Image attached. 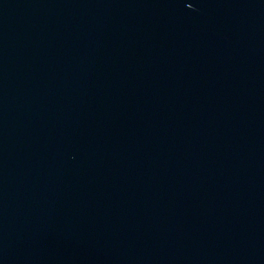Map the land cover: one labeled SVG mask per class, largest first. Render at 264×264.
<instances>
[{"label":"water","instance_id":"95a60500","mask_svg":"<svg viewBox=\"0 0 264 264\" xmlns=\"http://www.w3.org/2000/svg\"><path fill=\"white\" fill-rule=\"evenodd\" d=\"M0 264H264V0H0Z\"/></svg>","mask_w":264,"mask_h":264}]
</instances>
